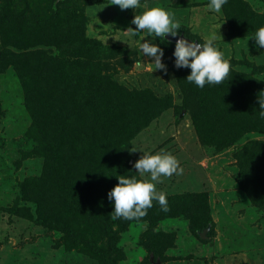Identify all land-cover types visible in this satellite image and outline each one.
I'll list each match as a JSON object with an SVG mask.
<instances>
[{
	"label": "rangeland",
	"instance_id": "374dc122",
	"mask_svg": "<svg viewBox=\"0 0 264 264\" xmlns=\"http://www.w3.org/2000/svg\"><path fill=\"white\" fill-rule=\"evenodd\" d=\"M141 3L175 12L192 40L220 32L228 77L188 81L174 36L127 30L143 8L0 0V264H264V46L252 36L264 0H227L221 13L208 0ZM143 40L164 49L167 71ZM33 58L48 79L34 73L41 87L28 93L19 63ZM133 142L183 171L157 185L168 211L154 201L144 217L112 219L118 175L145 178Z\"/></svg>",
	"mask_w": 264,
	"mask_h": 264
},
{
	"label": "clouds",
	"instance_id": "9594fccd",
	"mask_svg": "<svg viewBox=\"0 0 264 264\" xmlns=\"http://www.w3.org/2000/svg\"><path fill=\"white\" fill-rule=\"evenodd\" d=\"M113 3L122 9L128 7L144 9L137 13L131 21L136 27L127 29L131 30L133 35L143 30L147 34H152L153 38L160 37L164 40L166 34L178 37L172 53L175 58L174 64L177 68L189 67L191 69L186 77L188 81L203 88L206 84H219L228 77L232 65L225 52L216 43L222 36L220 32L210 30L203 42L189 40L179 35L180 23L176 19L175 12L170 9L158 5L147 7L141 3V0H113ZM226 3L227 0H208L205 8L213 13H221ZM252 36L255 37L257 47L264 46V25L256 28ZM246 44L248 47V39ZM139 48L143 54L154 57V61L151 62L154 69L167 71V65L162 59L164 49L159 44L143 40ZM260 109L259 114L264 117V96H260ZM137 149L143 150V155L135 161L134 167L140 176L145 178L140 179L136 175H118L119 182L107 193L109 202L114 205L111 211L112 219L132 220L144 217L154 201L163 211H168L167 194L158 189L157 185L164 177H170L174 173L179 174L183 171L177 156L171 152L163 150L148 152L133 142L130 151ZM145 174L148 175L145 176Z\"/></svg>",
	"mask_w": 264,
	"mask_h": 264
},
{
	"label": "trees",
	"instance_id": "16d2710c",
	"mask_svg": "<svg viewBox=\"0 0 264 264\" xmlns=\"http://www.w3.org/2000/svg\"><path fill=\"white\" fill-rule=\"evenodd\" d=\"M56 18V17H55ZM22 65V69H21V76L23 77L24 80V84H25V88L27 89L28 93L30 92V87H35V88H39L41 87V83L36 79H33V77L31 78V76L35 73L34 76H39L41 77V80H47L48 77H46L44 71L46 72V64L47 62H43L42 60H39V59H35L33 58L32 61L30 62H25V63H19V65ZM230 64L233 65V62L230 61ZM36 70V72H35ZM35 78V77H34ZM49 98V97H48ZM47 98V99H48ZM50 103H48L47 105H49ZM50 106V105H49ZM31 111H33V107L31 106L30 107ZM95 127V129L93 130H97L98 129V124H94L93 125V128ZM60 139L63 138V136H59ZM92 139V137H91ZM89 140V143H88V148L87 150H93L95 149V145L98 146V142L95 140L93 142V140Z\"/></svg>",
	"mask_w": 264,
	"mask_h": 264
},
{
	"label": "water",
	"instance_id": "95a60500",
	"mask_svg": "<svg viewBox=\"0 0 264 264\" xmlns=\"http://www.w3.org/2000/svg\"><path fill=\"white\" fill-rule=\"evenodd\" d=\"M180 36H185L184 34H179ZM187 39H189V40H192V39H190L189 37H187V36H185ZM178 39V37H173L172 38V40L173 41H175L176 42V40ZM197 42H199V41H197Z\"/></svg>",
	"mask_w": 264,
	"mask_h": 264
}]
</instances>
